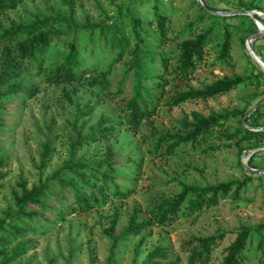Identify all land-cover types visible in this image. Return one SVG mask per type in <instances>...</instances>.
Here are the masks:
<instances>
[{"label":"rangeland","instance_id":"374dc122","mask_svg":"<svg viewBox=\"0 0 264 264\" xmlns=\"http://www.w3.org/2000/svg\"><path fill=\"white\" fill-rule=\"evenodd\" d=\"M158 1L159 12L166 17L165 41L158 38L155 23L152 22L147 27L148 35L144 37L141 50L149 48L162 53L168 63L173 64L177 43L198 34L209 25L210 20L192 25L186 33L188 24L199 15L196 0ZM249 1L201 0L217 11L243 10L239 8V2L247 4ZM255 4L260 9L251 11L264 16V0H255ZM152 5L153 0H26L16 10L0 18L2 30L10 24L29 25L35 19L57 17L59 21L48 30L76 32L78 50L86 48V53L90 50L95 53V57L83 55L81 60H89L97 72L110 68L107 77L109 85L104 90L89 87V80L97 75L93 72L85 75L82 82L72 85L51 84L47 76L61 63L66 52V48L57 47L47 51L42 73L32 71L26 75L25 85H36V94L15 106H8V112L2 114L5 127L0 129V156L4 157L5 164L0 171L5 177L0 181V220L4 218L5 212L14 210L12 192H19L18 184L21 181L29 189L36 186L40 178L44 180L63 170L62 165L69 159V146L74 139L70 124L74 120L76 108L81 109L85 104L94 107L90 123L105 114L111 118L110 126L114 130L106 138L79 146L74 154L75 160L81 159V162L94 166L107 159L112 175L127 184L130 190L124 199L108 196L106 202H99L89 211H72L63 219L53 221L52 226L43 227L37 234H28L24 239L5 243L7 261L4 264H105L110 242L104 231L115 213L118 215L116 231L125 224L132 211L137 212L139 220L149 221V225L139 235L117 247L114 264H132L134 248L142 236L144 242L135 257V264H141L146 253L156 246L165 247L177 264H187V248L192 238L223 231L225 237L204 263L219 264L224 248L233 241L240 226L252 228L264 225V157H260L263 154L260 153L262 143L240 141L241 133L236 139L225 138V134L238 130L240 124L249 131L264 129V118L248 119L256 104L264 99V85L259 88H237L206 100H188L178 105L173 103L178 93L202 89L224 77H245L251 72L255 73L254 67L259 66L246 50L245 42L255 34L248 32L253 28L256 30V23L264 27V20L240 15L226 16L221 25H226L230 32L228 60H218L216 43L221 42V38H213L205 47L203 59L195 65L187 80L166 78V83L157 89L160 93L157 94L158 102L154 111H150V115L133 129L125 123L124 116L125 105L134 86L130 67L134 39L123 14L125 8L130 6L135 9L137 16L148 21L152 18ZM111 23L118 25L119 37L127 42L120 58V47L105 46L98 39V27ZM217 31L220 33L222 28L219 27ZM252 44L264 46V36ZM3 47L0 43V52ZM142 63L147 66L150 75L162 76L145 59H142ZM119 82H122L121 86ZM8 99L5 98L6 101ZM235 112L241 115L229 117L194 145L181 144L171 153L168 151L167 148L175 142L172 137L183 136L188 131L182 122L191 123V113L206 117L210 113ZM160 136L163 140L158 139ZM47 143L50 144L51 152L45 167L41 168V156ZM129 158L133 164L127 161ZM255 170L263 173L258 174ZM101 171L106 172L103 168ZM233 180H244L246 184L237 199L228 195L220 199L215 207L202 209L189 216L179 214L167 226H159L153 219L152 210L156 199L178 194L181 183L205 187ZM46 216L50 214L46 213ZM260 238L264 250L263 230L261 236L252 235L243 253L246 264H264V256L257 250ZM23 241H27L28 249L25 254L16 257L13 248Z\"/></svg>","mask_w":264,"mask_h":264},{"label":"trees","instance_id":"16d2710c","mask_svg":"<svg viewBox=\"0 0 264 264\" xmlns=\"http://www.w3.org/2000/svg\"><path fill=\"white\" fill-rule=\"evenodd\" d=\"M24 1L26 0H0V18L7 12L16 10ZM203 5L205 4L203 3ZM239 8L245 11L260 9L255 4V0H251L247 4L239 2ZM68 9L71 11L70 6H68ZM198 10L199 15L195 21L188 24L185 32L190 31L192 25L202 23L205 20H210L209 25L198 34L182 39L177 43L175 61L173 64H169L168 59L162 53L151 51L149 48L141 50L144 45V37L148 35L147 27L152 22L155 23L158 38L162 42L165 41L164 26L166 17L159 12V1L153 0L152 18L148 21L137 16L135 9L130 6L125 8L123 18H126L134 39V47L131 51L133 60L130 66L133 70L134 86L132 94L126 102V114L124 116L125 123L131 128H137L141 121L150 115V111H154L155 104L158 102L157 94L160 93L157 89L160 85L166 83V78L175 81H185L189 78L195 65L203 59L205 47L213 38H221V42L216 43L218 60H228L230 32L226 25H221L226 17L210 14L200 6H198ZM253 17L258 21L260 20L256 16ZM57 21H59L57 17H47L41 20L35 19L29 25L10 24L8 28L0 30V43L4 46L0 52V129L5 127L2 114L8 112V106H15L23 99H30L36 94V85L26 86L25 77L32 71L37 74L43 72L47 51L50 49L64 47L66 52L61 63L47 76L49 83L72 85L82 82L85 75L93 72L97 75L89 80V87H99L102 90L108 87L107 77L110 68H107L104 72H97L93 63L89 60L83 62L81 60L83 55L91 58L95 57V53L92 50L86 53V48L82 51L78 50L76 32L61 33L58 29L48 30ZM219 27L222 28L220 33L217 31ZM216 32L218 36H216ZM248 33H256L255 28ZM97 34L98 39L105 46L121 48L118 54L120 58L127 42L119 37L120 29L118 25L116 23L102 25L98 27ZM252 46L264 61V56H262L264 46L258 47L254 44ZM142 59H145L149 66L158 69L162 76L150 75L149 69L142 63ZM254 68L255 73L251 72L245 77H224L204 86L202 89L178 93L176 98L173 99V103L178 105L188 100H206L246 86L259 88L264 85V73L257 66ZM119 84L121 86L122 82H119ZM120 89L119 87L118 90ZM8 97L9 99L6 101L5 98ZM93 114V105L85 104L81 109L76 108L74 120L70 124L74 139L69 146V159L62 165L63 170L53 173L44 180L40 178L37 185L29 189L21 181L18 184L19 192H12L14 210L5 212L4 218L0 220V264L7 261V254L4 251L5 243L24 239L28 234H37L43 230V227L52 226L53 221L63 219L65 215L72 211H89L99 202H106L108 196L124 199L130 193V190L127 189L129 186L112 175V169L107 159L94 164V167L90 163H83L81 159L75 160L74 158L79 146L106 138L114 130V127L110 126L111 118L105 114L99 115L95 122L90 123ZM237 115H241V113H210L206 117L191 113L192 122H182L183 125L187 126L188 131L183 136H173L175 142L167 148L168 151L171 153L181 144L194 145L212 129L225 123L229 117H236ZM250 118L255 120L264 118V102L256 104L254 110L248 116V119ZM239 133L242 134L239 138L240 141L262 143L260 153L263 154L260 157H264V131H249L243 124H240L238 130L231 134H225V138L229 140L236 139ZM158 139L163 140V137L160 136ZM50 152L51 147L47 143L41 156V168L45 167ZM127 161H131L130 164H133L131 158ZM4 164L5 159L0 156V168ZM102 168L106 172L101 171ZM4 177L5 174L0 171V181ZM245 185L244 180H233L205 187L181 183L178 194L156 199V204L152 210L153 219L159 226H167L174 222L179 214L189 216L202 209L215 207L220 199H224L228 195L233 199H237ZM185 202L186 204L183 207ZM46 213H49L50 216H46ZM117 219L118 215L115 213L109 222L108 228L104 231L110 242L105 264H114V251L117 247L121 243L129 241L131 237L139 235L149 225V221L139 220L137 212L132 211L126 218L125 224L116 231ZM263 230L264 225H257L252 228L240 226L233 241L224 248L219 264H246L243 258L244 251L250 244L252 235L261 236ZM224 237L225 232L218 231L210 236L192 238L187 248V264L206 263L210 259L211 252ZM143 242L144 236L139 239L134 248L132 264H135V257L140 253L139 248ZM27 244V241L17 244L13 248V254L16 257L25 254L28 249ZM257 250L264 256L263 240L261 238L257 243ZM141 264H177V261L173 260L165 247L156 246L146 253Z\"/></svg>","mask_w":264,"mask_h":264},{"label":"water","instance_id":"95a60500","mask_svg":"<svg viewBox=\"0 0 264 264\" xmlns=\"http://www.w3.org/2000/svg\"><path fill=\"white\" fill-rule=\"evenodd\" d=\"M197 4L202 7L205 11H207L210 14L213 15H217V16H221V17H226V16H248L250 18L253 19V16L258 17L261 20H264V16L260 15V14H256L253 11H244V10H235V11H215V10H211L208 9L205 5H203V3L201 2V0H196ZM264 36V29H260L258 24L256 23V33L251 36L250 38H248L245 42V48L246 50L249 52L251 58L257 63V65L259 66V68L263 71L264 73V61L261 59V57L255 52V50L253 49V44L252 42L257 41L259 39H261ZM264 102V99L259 102L262 103ZM255 131H264V129H258ZM246 168L249 171H252L251 169H249L247 166ZM256 173L260 174L263 173L261 170H255Z\"/></svg>","mask_w":264,"mask_h":264},{"label":"bare ground","instance_id":"6f19581e","mask_svg":"<svg viewBox=\"0 0 264 264\" xmlns=\"http://www.w3.org/2000/svg\"><path fill=\"white\" fill-rule=\"evenodd\" d=\"M259 24V23H258ZM260 29H264L263 25L262 24H259L258 25Z\"/></svg>","mask_w":264,"mask_h":264}]
</instances>
